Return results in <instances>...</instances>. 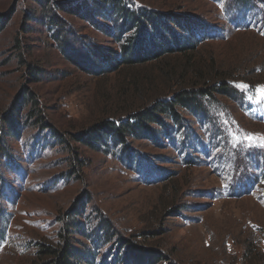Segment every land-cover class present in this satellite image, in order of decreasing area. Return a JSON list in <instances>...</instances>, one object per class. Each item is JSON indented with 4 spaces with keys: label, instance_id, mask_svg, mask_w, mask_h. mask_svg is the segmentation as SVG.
Wrapping results in <instances>:
<instances>
[{
    "label": "rangeland",
    "instance_id": "obj_1",
    "mask_svg": "<svg viewBox=\"0 0 264 264\" xmlns=\"http://www.w3.org/2000/svg\"><path fill=\"white\" fill-rule=\"evenodd\" d=\"M128 1L208 27L212 33L198 39L190 61L231 75L240 100L219 98L200 124L185 116L196 131L194 143L184 144L187 128L155 143L130 140L129 162L119 147L90 149L75 136L104 119L123 118L173 83L189 82L177 74L165 80L159 71L168 64L178 73L184 57L84 71L59 52L44 5L0 0V15L8 18L0 33V125L27 92L50 125L21 118V136L9 143L11 167L1 160L0 264H30L40 243L60 242L62 219L81 197L85 233H72L74 243L91 249L96 263L106 256L112 264L123 251L122 237L175 264H264V0L244 9L232 0ZM58 14L80 43L114 49V40L89 22ZM35 68L39 81L33 83ZM98 214L113 226L109 243L94 235Z\"/></svg>",
    "mask_w": 264,
    "mask_h": 264
},
{
    "label": "trees",
    "instance_id": "obj_2",
    "mask_svg": "<svg viewBox=\"0 0 264 264\" xmlns=\"http://www.w3.org/2000/svg\"><path fill=\"white\" fill-rule=\"evenodd\" d=\"M35 1L40 7L44 5L49 10L45 19L49 28L54 29L52 38L57 43L59 52L84 71L102 73L119 67L128 70L169 56L184 57L178 73L168 64H162L159 71L165 80H173L177 74L180 80L188 77L189 82L173 83L169 92L161 94L162 96H158L157 92L154 98L130 114L126 113L123 118L104 119L75 136L78 142L90 149L99 150L110 145L119 147L122 154L129 153V162L132 159L128 150L130 140L155 143L160 137H171L187 128L190 130L183 132L184 144L194 143L196 131L187 127L185 116L198 120L200 124L208 116L211 105H216L219 98L240 100V91L237 84L232 82L231 75L212 67L205 71L191 63V53L196 50L198 39L212 33L200 22L176 13L136 6L128 0H79L75 3H57L55 6L48 1ZM250 1L232 0L233 4L242 9L250 6ZM57 12L74 15L89 22L97 31L114 40V49L99 47L93 42L80 43L76 32L61 20ZM7 22L8 18L0 15V33ZM38 71L40 70L35 68L29 72L33 83L39 81ZM26 94V97L18 95L10 109L1 117L0 182L3 169L1 160L4 159L10 167L13 162L9 143L21 136L20 119H32L36 116V124H41L43 128L50 126L44 123L43 112L34 94ZM19 106H26L27 112L21 115ZM53 134L59 138L58 133ZM82 202V197L77 199L75 207L62 219L61 241L57 244L40 243L36 258L30 264H107L106 256L96 263L95 253L91 249L77 247L74 243L72 233H85L84 223L79 220L85 206ZM96 220L94 235L98 234L99 239L103 237L107 243L111 242L115 234L110 221L99 214ZM117 241L123 251L120 255H114L112 264H160L162 261L175 264L156 249L135 246L122 237H118Z\"/></svg>",
    "mask_w": 264,
    "mask_h": 264
},
{
    "label": "snow or ice",
    "instance_id": "obj_3",
    "mask_svg": "<svg viewBox=\"0 0 264 264\" xmlns=\"http://www.w3.org/2000/svg\"><path fill=\"white\" fill-rule=\"evenodd\" d=\"M260 91H261V100H264V88H262ZM248 139L251 140V137H248ZM259 146L264 147V138H260Z\"/></svg>",
    "mask_w": 264,
    "mask_h": 264
}]
</instances>
